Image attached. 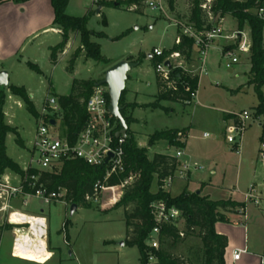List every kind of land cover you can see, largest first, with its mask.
I'll list each match as a JSON object with an SVG mask.
<instances>
[{
  "label": "rangeland",
  "instance_id": "374dc122",
  "mask_svg": "<svg viewBox=\"0 0 264 264\" xmlns=\"http://www.w3.org/2000/svg\"><path fill=\"white\" fill-rule=\"evenodd\" d=\"M166 1L168 3V0ZM234 1L246 2L247 0ZM97 10L98 7L92 4V0H70L67 14L77 18L89 16L87 30L92 34L90 40L100 45L102 57L110 64L114 65L131 58L134 61L141 58V64L129 73L125 88L126 104H140L139 108L135 110L129 108L126 112L127 116L136 120L131 124L130 131L138 147L148 148L149 139L155 133L184 130L188 132L186 152H190L195 157L202 155L207 157L204 162L202 160H194V162L205 166V171L200 172L199 175H202L203 179L209 176L211 182L200 183L189 176L186 182H174L170 195L178 197L183 192L193 194L200 191L203 197L210 195L212 197L209 198L210 200L231 197L242 199L244 197L237 193L238 189L244 192L253 182L258 185L262 183L264 158L261 153L262 130L259 124L253 123L252 117L247 120L241 158L233 153L222 133L224 113L231 114L226 115V119L244 112L252 116L259 103L253 86H247L251 68L249 56L238 54L239 63L228 69L225 52L232 48L233 42L216 40L209 49L207 75L201 78L194 104L163 102L164 109L141 107L154 104L158 94L154 64L148 59V55L155 49L163 52L172 49L178 35L174 23L184 24L188 21L190 14L188 2L178 0L175 10L169 11L167 16L157 15L145 6H142L139 12L130 11L124 4L121 8L104 7L101 15L96 14ZM221 23L228 34L232 33L228 32L229 29H235V31L238 29L236 21L231 16L225 17ZM58 31L61 33L60 30ZM245 33L249 35V29L246 28ZM74 35L70 36L68 46L70 53L65 59L59 60L56 66L44 54L43 49H38L33 52L42 74L28 68L25 64L27 58H23L11 72L9 87H24L37 111L41 112L48 96L49 98L69 96L72 93L74 80H102L105 71L109 68L104 63L86 60L83 55H78L80 37L77 38ZM49 38L54 41L53 43L61 40V37L53 39L50 36ZM75 55L78 58L74 61ZM72 64L74 70L70 73L68 69ZM173 64L197 71V66L193 63L186 65L181 60H176ZM9 87L3 89L8 92ZM262 91L264 94V87ZM6 94V123L16 128L19 133V136H8L7 153L24 170L28 168L31 160L30 150L34 140L36 121L18 98L9 93ZM228 126L229 124L225 127V135ZM206 134L208 137L204 138ZM19 139L22 140L23 146ZM177 151V148L169 147L166 142H159L148 148V158L152 160L156 154L175 156ZM211 162L215 163V176L210 175ZM11 174L15 173L11 172ZM157 191L158 187L154 182L151 192L154 194ZM110 195L105 193L102 201L93 203L91 208L79 207L73 216L70 215V208L62 203L44 207L45 215L50 218V231L55 245L61 247L57 257L47 264H141L139 250L125 244L127 239L125 209L112 210L114 206L110 205L105 207L107 212L102 211V205L108 202ZM37 205L38 203L33 201L29 209H36ZM27 209L21 210L28 213ZM256 213V209H251L254 217ZM225 216L228 220L234 218L231 214H225ZM64 221L69 222L70 245L68 247L62 243L61 225ZM261 227L262 230L251 228L249 234L262 245L264 244V224ZM11 246L12 238L6 233L3 236L1 249L2 263L9 258ZM200 247V241L195 236H189L174 248L168 249L164 246L163 249L175 257L189 260L191 264H202L198 257Z\"/></svg>",
  "mask_w": 264,
  "mask_h": 264
},
{
  "label": "trees",
  "instance_id": "16d2710c",
  "mask_svg": "<svg viewBox=\"0 0 264 264\" xmlns=\"http://www.w3.org/2000/svg\"><path fill=\"white\" fill-rule=\"evenodd\" d=\"M30 0H0V5L13 2L23 4ZM144 0H128L124 3L127 9L135 5V12H139ZM178 0H168L170 11H174ZM189 8L188 23L201 31L204 28H210L209 21L202 5L205 0H187ZM55 13V28L61 31L62 42L50 49L51 63L56 66L59 62V56L64 53L70 40L71 34L80 37V47L77 50L78 55H83L86 60H92L96 63H104L111 67L107 60L101 55L99 44L91 42L90 34L87 30L89 16L83 18L72 17L67 14L70 0H51ZM264 4V0H247L246 2H236L234 0H215L212 11L215 16L224 19L231 16L237 23L238 31L244 32L249 29L251 47L249 52L250 71L247 86H253L257 94L259 103L253 112V119L261 121L262 134L260 142L264 145V22L259 20L254 11ZM101 8L112 7L121 8L122 4L102 3ZM102 12H100V15ZM106 24V23H105ZM194 42L187 37H182L179 45H174L172 49L165 52L164 57L154 58L153 64L156 70L157 65L164 61V58L171 53H179L184 60L190 64L193 61ZM78 56L75 55L74 59ZM133 62L134 59H129ZM135 63L141 64V58L135 60ZM29 68L38 74H41L38 67L29 64ZM73 72V64L68 69ZM158 94L154 104L141 107L153 109H164L163 102H170L183 105H192L191 95L198 89L199 77L177 69L170 74L169 80H165L155 71ZM99 81H79L74 80L72 93L69 96H57L58 104L62 110L60 120V134L71 144L75 143L79 133L85 128L88 121L86 104L91 97L94 87ZM170 84V85H169ZM10 94L20 99L27 112L35 119L39 117L38 111L23 87H9ZM125 92H123L120 105L124 108L122 114L129 127L135 123L132 117L127 116L129 108L135 110L140 106L136 104L127 105L125 101ZM7 94L5 89L0 88V178L9 171L17 175H24V171L18 163L13 161L7 153L6 141L9 135L19 136L18 130L9 126L5 118V105ZM186 133V134H185ZM129 139L124 146L126 171L119 177H114L106 182L109 187L120 185L130 173L137 175V180L130 187L126 188L120 200L114 205L113 209H125L126 242L130 247H135L140 253V263L147 264L148 248L145 244L151 233L154 223L151 216L150 206L156 201H165L169 205L176 206L183 212L185 219V237L180 236L179 230L175 227H165L163 229V239L158 257L161 264H191L189 260L175 257L167 250L174 248L179 243L184 242L187 237L195 236L201 244L199 248V259L202 264H225L224 256L228 245V240L220 236L215 231L217 223H228L229 220L225 214H238L246 209V204L231 200L212 201L208 197H203L196 193L189 194L183 192L178 197H172L170 193L160 189L164 181L173 176L180 163L171 155L156 154L152 160L148 158V148L153 147L159 142H166L169 147L183 150L186 143L180 141L179 135L187 136L184 130H166L152 135L148 142V148H139L133 133L128 131ZM23 146L22 140H18ZM261 153L263 151L261 150ZM31 174L40 176V183L52 191H65V201L71 207L91 208L92 204L87 202L88 197L94 195V187L98 182L104 181L105 168H94L82 161L74 160L64 163L54 171L38 172L31 171ZM156 182L158 191L151 192V188ZM132 208L131 210L129 208ZM111 211V210H110ZM107 212V211H105ZM66 231H68L69 222H65ZM10 226H0V242L3 233L9 230Z\"/></svg>",
  "mask_w": 264,
  "mask_h": 264
},
{
  "label": "built area",
  "instance_id": "2783aa9c",
  "mask_svg": "<svg viewBox=\"0 0 264 264\" xmlns=\"http://www.w3.org/2000/svg\"><path fill=\"white\" fill-rule=\"evenodd\" d=\"M128 0H92V4L100 8L102 3L124 4ZM215 0H205L202 9L207 15L210 28H204L199 31L193 25L188 23H174L178 31L174 45L181 43L182 37H187L194 42L193 61L197 71L187 70L183 66L173 64L176 60H181L184 64L188 63L179 53H171L164 58V61L157 65L156 72L165 80H169L170 74L177 69L198 76L201 81L202 76L207 75L206 64L209 49L216 40L233 42L231 49L225 52L226 67L230 69L233 65L239 63L238 54L249 55L251 41L245 31H235L226 33L222 27V20L215 16L212 11ZM142 6H145L151 12L157 15L167 16L169 10L166 0H144ZM133 5L130 11L136 10ZM255 16L264 22V4L254 11ZM154 58L164 57L165 52L155 49L152 52ZM169 62L171 67H166ZM200 84V82H199ZM170 85V84H169ZM199 87V86H198ZM198 89L191 95L192 102L197 99ZM110 98L106 86H95L93 93L86 104L88 121L85 128L79 133L75 143L71 144L60 134V120L62 110L58 104L57 98H46L44 106L35 119L36 130L32 143L31 160L27 169H24V175H15V183L9 178H0V214H4L5 220L1 227L10 226L8 231L13 235L12 257L23 261H29L37 264L46 263L51 260L52 253L49 252V223L45 216H30L26 213L16 210L12 206L14 200L22 199L25 207L29 201L34 199L43 202L46 205L65 204V191H52L40 183V176L31 174V171L47 172L54 171L69 161H82L94 168H105L106 174L103 183L98 182L94 187V195L87 198L90 204L100 203L105 193H110L109 200L102 207L115 205L123 195L126 188L133 185L137 180V175L130 173L120 185L109 187L106 182L114 177H119L126 171L124 146L126 139L117 138L121 130L118 121L109 111ZM251 114L244 112L234 115L227 127L225 139L233 148L237 156H241L243 149V134L245 125ZM51 120L56 121V126L51 125ZM208 135H204L207 138ZM180 141L184 142L186 136L179 135ZM262 157L264 158V145H262ZM112 154L113 158H109ZM179 161L180 166L173 176L167 178L160 188L164 192H170L174 182L186 181L194 171L204 168L185 160L183 150H178L173 156ZM246 202L259 204L260 199L255 195V188L251 187L245 194ZM151 216L154 227L149 234L145 244L148 248L147 264H161L158 252L161 249L163 239V229L165 227H175L179 230L180 236L185 237V219L183 212L176 206L169 205L165 201H156L150 206ZM245 210L240 214L245 216ZM64 241H67V231L65 223L62 225ZM241 253L234 254V260H239ZM1 264V262H0Z\"/></svg>",
  "mask_w": 264,
  "mask_h": 264
},
{
  "label": "crops",
  "instance_id": "0c3cea01",
  "mask_svg": "<svg viewBox=\"0 0 264 264\" xmlns=\"http://www.w3.org/2000/svg\"><path fill=\"white\" fill-rule=\"evenodd\" d=\"M54 20H55V13L52 7L51 0H30L23 4L7 2V3L0 5V72L1 71L8 72L9 85H10L11 72L13 71V69H15V67H17V65L20 63V61L23 58H27V61L25 62V64H27L28 68H29V64H32L33 66L38 67L37 65L38 60L35 59L33 50L43 49L45 51L44 54H46V56L50 58L51 56L50 49L57 46L58 44L62 42L61 33H59L58 29L55 28ZM234 31L235 29H231V30L229 29L228 32H234ZM50 36L53 37V39H59V37H61L60 38L61 40L60 42L58 41L57 43H53L54 41L51 38H49ZM74 37L78 38L77 35H74ZM68 46H69V42L65 48L64 53L59 56V60H63V58L65 59V57L70 53V48ZM149 56L152 57L151 60L154 59L152 53L148 55V59H149ZM75 60L76 59H74V61ZM38 69L40 70L39 67ZM6 93L10 94V91ZM20 102L22 101L20 100ZM134 104H137L138 106H140V104L138 103H134ZM4 113H5V109H4ZM38 113H40V111H38ZM226 115H231V114L224 113V116H223L222 133H223L224 138H225V127L227 124H230L232 120V117H229L226 119L225 118ZM253 123H258L259 127H261V130H262L261 121H256L253 119ZM189 132H190V129H189ZM187 136H188V132H187ZM187 145H188V138L186 140V147L184 149V153H185L184 159L189 160L192 163L197 164L198 166H201L204 168L203 170L192 172L190 177H194L195 180L197 179V181L200 183H203V182L205 183L206 181L211 182V178L209 176L208 177L206 176V178L203 179L202 175H199L200 172L205 171V166L194 162V160H198V161L202 160L204 162L205 158L207 157L205 155H202L201 157H198V156L195 157L190 152L187 153L186 152ZM230 148L233 151V148L231 146ZM233 153L236 155L234 151ZM241 156H238V157L241 158ZM209 167L212 169V170L210 169L211 170L210 175L215 176L216 175V170L214 169L215 163L211 162ZM15 177H16L15 174H11V172L9 171H7L4 174V178H9L14 183H15ZM251 187L255 188V195L258 196V198L260 199L259 204H255L254 202H249L250 203L249 204L245 200V194L250 190ZM237 193L242 194L244 198L236 199V198L231 197L230 199H219L220 201L231 200L234 202L246 204L245 216L239 213L231 214L233 215L234 218H229L228 223H217L215 225L216 233L220 236L226 237L228 240V245L225 250L224 262L225 264H264V244L261 245V243H257L256 240H254V238H252L249 234L251 228H260V230H262L261 226L262 224H264V177H263L262 183H260L259 185L256 182H253L246 189V191L242 192L240 189H238ZM207 197L210 199L212 198L210 195H208ZM219 200L214 199L212 201H219ZM22 201H23L22 199L14 200L12 202V206L16 210L21 211V212H22L21 209L28 208L27 209L28 213L26 214L30 216L43 215L47 218L48 223H49V252L53 254L50 261H52L54 258L57 257L59 253L58 251L61 250L60 246L55 245L54 238L50 231V218L49 216L45 215V211H44L45 206L50 207L52 205H46L43 202L32 199L29 201L28 206L25 207ZM33 201L37 202L38 205L36 209H33V208L29 209L31 205L33 204ZM251 209L257 210V213H256L257 215L255 217L253 214H251ZM105 210H106L105 208H102V211H105ZM4 220H5V216L2 213L0 214V226L3 224ZM65 222L66 221H64L63 223ZM260 222H262L261 225H256V224H259ZM62 225H61V232H62ZM6 233L10 234L12 238V244H13V235L11 231H8V230L4 231L3 236ZM59 233L60 231L58 232V234ZM2 243H3V237H2V241L0 242V262L1 264H28V263L37 264V263L29 262V261L14 259L11 254L12 246H11V251L9 253V258L6 259V261L4 260V263H2L3 262L2 257H1ZM62 243L67 247L70 245V238H69L68 231H67V241L66 240L64 241V238H63ZM238 252L241 253L240 258L239 260H234V254ZM70 256H71V253H70ZM48 262L42 263V264H47Z\"/></svg>",
  "mask_w": 264,
  "mask_h": 264
},
{
  "label": "water",
  "instance_id": "95a60500",
  "mask_svg": "<svg viewBox=\"0 0 264 264\" xmlns=\"http://www.w3.org/2000/svg\"><path fill=\"white\" fill-rule=\"evenodd\" d=\"M102 8H98L96 14L100 15ZM151 60L152 57L149 56ZM26 62V61H25ZM166 67L170 68L171 65L167 62ZM139 66L138 63L130 62L127 60L120 61L111 67H109L105 73L104 78L95 86H106L108 89V94L110 98L109 111L111 115L118 121L120 131L117 134V138L122 137L123 139H129L128 131L130 129L126 119L124 118L122 112L124 108L120 105L121 97L126 88V82L128 80L129 73ZM9 86V74L6 71L0 72V88H7ZM51 125L56 126V121L51 120ZM109 158H113L110 154ZM200 195V192H197ZM78 210L77 205H72L70 207V215L73 216Z\"/></svg>",
  "mask_w": 264,
  "mask_h": 264
}]
</instances>
